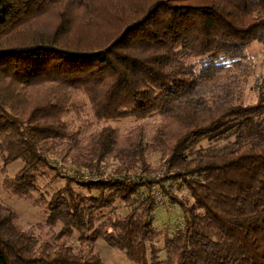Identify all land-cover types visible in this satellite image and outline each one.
<instances>
[{
    "label": "trees",
    "instance_id": "obj_1",
    "mask_svg": "<svg viewBox=\"0 0 264 264\" xmlns=\"http://www.w3.org/2000/svg\"><path fill=\"white\" fill-rule=\"evenodd\" d=\"M252 42L264 0H0V188L42 212L0 199V264H264Z\"/></svg>",
    "mask_w": 264,
    "mask_h": 264
},
{
    "label": "rangeland",
    "instance_id": "obj_2",
    "mask_svg": "<svg viewBox=\"0 0 264 264\" xmlns=\"http://www.w3.org/2000/svg\"><path fill=\"white\" fill-rule=\"evenodd\" d=\"M246 52L248 54L249 74L242 95L245 103H251L255 100V92L252 88L254 81L257 79L264 80V45L252 42L247 47ZM19 166V162L11 163L7 166L6 173L11 176ZM0 199L15 211L22 222H37L42 219L41 209L33 207L22 199L7 194L1 188ZM155 216L157 217L158 224L167 223L170 225L171 222L178 219L179 211L172 204H170L169 209L156 205ZM95 248L106 264H128L119 252L106 247L101 242H97Z\"/></svg>",
    "mask_w": 264,
    "mask_h": 264
},
{
    "label": "built area",
    "instance_id": "obj_3",
    "mask_svg": "<svg viewBox=\"0 0 264 264\" xmlns=\"http://www.w3.org/2000/svg\"><path fill=\"white\" fill-rule=\"evenodd\" d=\"M76 174L77 176H79L78 173ZM80 177H83L86 179L92 178V176L89 174H81ZM154 202L156 205H160L166 209L170 208V204L163 199V196L158 191L154 192Z\"/></svg>",
    "mask_w": 264,
    "mask_h": 264
}]
</instances>
